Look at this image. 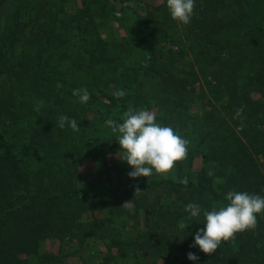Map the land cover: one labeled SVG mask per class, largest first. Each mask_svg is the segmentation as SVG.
Returning <instances> with one entry per match:
<instances>
[{"label": "trees", "instance_id": "16d2710c", "mask_svg": "<svg viewBox=\"0 0 264 264\" xmlns=\"http://www.w3.org/2000/svg\"><path fill=\"white\" fill-rule=\"evenodd\" d=\"M63 3L0 0V264H59L40 251L52 237L74 240L80 264H264V214L211 255L190 247L204 210L227 206L229 191L264 197V0H195L187 25L163 0L110 40L101 30L108 0H81L74 12ZM74 89H87L88 102ZM151 105L189 141L187 158L166 178L81 184V161L114 139L108 114L123 123L129 108ZM61 115L79 131L58 127Z\"/></svg>", "mask_w": 264, "mask_h": 264}, {"label": "clouds", "instance_id": "9594fccd", "mask_svg": "<svg viewBox=\"0 0 264 264\" xmlns=\"http://www.w3.org/2000/svg\"><path fill=\"white\" fill-rule=\"evenodd\" d=\"M167 6L174 20L187 25L194 12L195 0H167ZM73 95L78 96L81 103H87L90 99L87 89H74ZM125 95L123 90L114 93L118 99ZM42 103L41 101L40 104ZM35 110L39 111V107ZM241 111L238 109L236 115L239 116ZM105 123L111 127L113 133L120 134L118 143L125 152L123 158H120L132 167L133 170L128 173L132 178L148 177L153 174V170L166 178L176 162L187 158L189 141L177 134L173 128L158 124L154 112L129 108L123 114V123L116 124L111 119ZM66 125L73 131H79L76 119L61 115L57 126L63 129ZM212 174L209 171L208 175ZM180 182L187 185L188 179L185 177ZM138 191L139 188L136 189ZM226 199L229 201L227 206L219 209L213 207L211 211L204 210V227L195 232L194 243L190 247L198 246L203 253L211 255L222 242L234 241L237 233L257 227L256 214H264V197L229 191ZM185 210L190 213L191 218H197L201 214V207L196 203L187 204ZM188 225L181 221L178 226L185 229ZM187 258L192 261L199 259L192 252L187 254Z\"/></svg>", "mask_w": 264, "mask_h": 264}, {"label": "rangeland", "instance_id": "374dc122", "mask_svg": "<svg viewBox=\"0 0 264 264\" xmlns=\"http://www.w3.org/2000/svg\"><path fill=\"white\" fill-rule=\"evenodd\" d=\"M80 1L81 0H64L63 4L66 6L67 11H73L78 6L81 7ZM162 2L163 0H108L111 10L109 17L104 19L105 24H103L101 27V30H103L102 36L109 40L120 39L126 34L127 29L130 26V21H132L131 19H137L140 22H145L151 14L157 12V6ZM74 23H76V21L73 22V24ZM73 32L76 33L77 31L74 30ZM165 46L168 48H174L170 43L165 44ZM254 97L260 98V94L255 93ZM100 99L107 104L105 98L100 97ZM196 107L192 108L191 111H198V108ZM133 110H147L154 112L155 116L159 115L154 105L146 108L133 107ZM88 116L94 117L93 112H89ZM107 119L115 121L116 124L122 123V117H120L118 113L114 118L112 117V113H109ZM156 122L163 126L157 119ZM98 124L102 129H104V125L101 123ZM109 130L112 133L111 135H114V139H110L105 145L100 147L95 158H84L78 167V171L82 180L81 184L88 186L91 189L134 185L139 180V177L132 178L128 175V173L133 169L128 165L127 161L121 159L125 155V152L122 148H120L118 143V136L120 134L118 132L113 133L111 127ZM22 147L24 148V153L27 154L28 148H25L24 144ZM33 156L34 155L31 157ZM201 165V156L195 157L192 165L193 172L198 171ZM153 172L155 173L154 170ZM73 241L74 240H61L55 237L47 238L42 241L40 251L42 253H48L57 256L59 258V264H80L82 259L78 253H76L74 249L76 242ZM89 247L92 250H97V248L105 250L104 247H98L93 243H90ZM56 260V258L53 260L54 264Z\"/></svg>", "mask_w": 264, "mask_h": 264}]
</instances>
